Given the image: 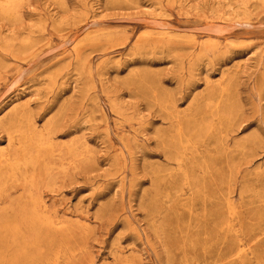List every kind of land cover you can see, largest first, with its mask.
<instances>
[{
  "label": "rangeland",
  "instance_id": "rangeland-1",
  "mask_svg": "<svg viewBox=\"0 0 264 264\" xmlns=\"http://www.w3.org/2000/svg\"><path fill=\"white\" fill-rule=\"evenodd\" d=\"M0 264H264V0H0Z\"/></svg>",
  "mask_w": 264,
  "mask_h": 264
},
{
  "label": "bare ground",
  "instance_id": "bare-ground-1",
  "mask_svg": "<svg viewBox=\"0 0 264 264\" xmlns=\"http://www.w3.org/2000/svg\"><path fill=\"white\" fill-rule=\"evenodd\" d=\"M4 160V159H3ZM29 167V166H28Z\"/></svg>",
  "mask_w": 264,
  "mask_h": 264
}]
</instances>
